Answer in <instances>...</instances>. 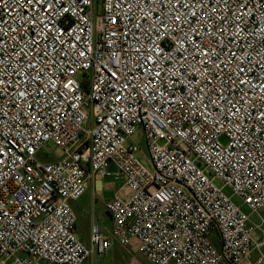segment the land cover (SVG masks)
<instances>
[{
  "label": "built area",
  "instance_id": "built-area-1",
  "mask_svg": "<svg viewBox=\"0 0 264 264\" xmlns=\"http://www.w3.org/2000/svg\"><path fill=\"white\" fill-rule=\"evenodd\" d=\"M109 164L111 227L85 243L70 202ZM226 187L264 211V0H0V264L116 243L150 264H264Z\"/></svg>",
  "mask_w": 264,
  "mask_h": 264
},
{
  "label": "rangeland",
  "instance_id": "rangeland-1",
  "mask_svg": "<svg viewBox=\"0 0 264 264\" xmlns=\"http://www.w3.org/2000/svg\"><path fill=\"white\" fill-rule=\"evenodd\" d=\"M96 9L100 11L101 5L100 3L96 4ZM135 144L139 145L141 147V150L139 151V156L144 157L145 155V145L146 143L142 140L141 135L137 134L135 138ZM224 141V139H221ZM50 148H44L46 150H51ZM42 159L44 161L48 160V154L44 153L42 154ZM107 175L104 177L98 175L97 179L101 180V182L104 184V190L103 194L101 195L103 200L105 199H111L115 192L119 190L120 186L123 184L124 176L119 171V168L116 164H109L106 167ZM97 181V180H96ZM219 186H221V183L219 181L216 182ZM224 192L232 197V200L243 210H246L250 213L249 210L245 206H243L242 201L239 197L232 195V191L229 187L224 188ZM93 200H97L99 198L98 196L91 195ZM81 203L83 206L88 209L90 212L93 220L97 221L99 225L101 226L102 230L108 231L111 227V220L109 219V216L105 210H103L100 214L98 212V218H96V212L94 208L91 206L90 201L88 200L87 194H82L80 197ZM250 224L255 228L254 232V239L256 242L261 241L264 239V211H260L259 213L251 212L250 214ZM80 219L77 223L78 226V232L81 236L85 238H88V231L90 229V221L87 214L80 212ZM261 217L263 218V222H261ZM263 223V224H262ZM257 225V226H255ZM252 242V248L257 251L256 248V242ZM264 250V247L262 248ZM83 264H150L145 255L136 247H126L122 246L118 243H116L113 248L108 250L105 254L97 255L93 254L88 260H86Z\"/></svg>",
  "mask_w": 264,
  "mask_h": 264
},
{
  "label": "crops",
  "instance_id": "crops-1",
  "mask_svg": "<svg viewBox=\"0 0 264 264\" xmlns=\"http://www.w3.org/2000/svg\"><path fill=\"white\" fill-rule=\"evenodd\" d=\"M97 176L96 175L95 177L92 178L91 180V184H92V189L90 188L86 194H87V197H88V200L90 201V204L91 206L94 208L95 212H96V218H98V212H101L103 210H105V201L108 200V199H105L103 200V198H101L102 194H103V190H104V184L101 182V180L97 179ZM104 177V176H103ZM97 180V181H96ZM118 191V190H117ZM116 191V192H117ZM91 195H96L98 196L99 198H97V200H93L92 196ZM71 205L73 207V209L75 210L76 214H77V217H78V222H79V219H80V212L82 211L83 213L87 214L88 217H89V221H90V224L91 225V222L95 221L93 220L90 212L88 211V209H86L85 206L82 205V203L79 201V200H71ZM77 222V223H78ZM77 232H78V226H77ZM80 238L85 242V243H89V238H90V229L88 231V238H85L83 236L80 235V233L78 232Z\"/></svg>",
  "mask_w": 264,
  "mask_h": 264
},
{
  "label": "trees",
  "instance_id": "trees-1",
  "mask_svg": "<svg viewBox=\"0 0 264 264\" xmlns=\"http://www.w3.org/2000/svg\"><path fill=\"white\" fill-rule=\"evenodd\" d=\"M107 214H108V212H107Z\"/></svg>",
  "mask_w": 264,
  "mask_h": 264
}]
</instances>
